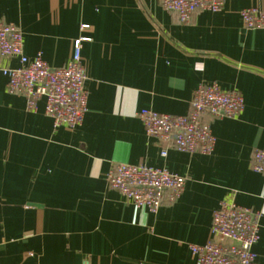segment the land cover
Segmentation results:
<instances>
[{
    "label": "crops",
    "instance_id": "0c3cea01",
    "mask_svg": "<svg viewBox=\"0 0 264 264\" xmlns=\"http://www.w3.org/2000/svg\"><path fill=\"white\" fill-rule=\"evenodd\" d=\"M248 7L264 12V0H224L188 22L161 0H0V21L20 28L28 59L40 52L62 67L73 41L90 38L81 48L87 110L73 130L54 127L44 97L27 110L0 74V264H196L189 244L208 240L224 198L260 213L253 251L264 264V175L251 169L252 150L264 148V26L243 25ZM210 82L243 98L235 117L204 115L211 153L145 133L140 110L184 115ZM122 162L184 176V190L156 212L138 208L108 186Z\"/></svg>",
    "mask_w": 264,
    "mask_h": 264
},
{
    "label": "built area",
    "instance_id": "2783aa9c",
    "mask_svg": "<svg viewBox=\"0 0 264 264\" xmlns=\"http://www.w3.org/2000/svg\"><path fill=\"white\" fill-rule=\"evenodd\" d=\"M224 0H161L165 11L174 12L179 20L188 22L197 11L218 12ZM240 17L246 28L264 26V12L255 7L244 8ZM88 27L80 26L81 30ZM90 38L81 36L72 43L68 62L58 68L49 66L38 52L28 59L23 54V35L16 25L0 21V58L16 57L20 65L4 67L0 74L7 79L11 93L25 97L26 108L36 110L39 98H45V114L54 127L73 130L79 126L87 110L85 70L81 61V48ZM243 109V98L237 91H224L218 83H201L195 89L190 109L184 115L158 113L152 109L138 112L145 133L160 141L169 142L184 152L209 154L216 138L204 115L231 118ZM166 148L160 155L166 156ZM252 171L264 175V148L251 152ZM108 186L118 191L138 208L156 212L166 196L175 202L184 190V176L171 173L163 167L146 164L119 163L106 174ZM260 213L250 207L237 205L231 198L222 199L212 213L209 238L203 244H189L196 264H255L254 244L259 239Z\"/></svg>",
    "mask_w": 264,
    "mask_h": 264
}]
</instances>
